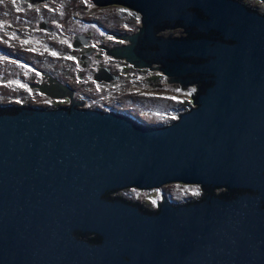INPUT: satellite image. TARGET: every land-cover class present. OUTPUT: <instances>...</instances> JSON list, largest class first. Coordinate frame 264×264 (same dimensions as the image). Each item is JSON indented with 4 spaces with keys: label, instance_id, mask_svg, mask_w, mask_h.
Listing matches in <instances>:
<instances>
[{
    "label": "water",
    "instance_id": "water-1",
    "mask_svg": "<svg viewBox=\"0 0 264 264\" xmlns=\"http://www.w3.org/2000/svg\"><path fill=\"white\" fill-rule=\"evenodd\" d=\"M169 2L150 14L216 27L225 40L165 44L195 58L175 64L183 75L208 82L174 123L100 108L0 109V264H264V15L233 0L173 11ZM173 182L245 192L165 198L156 212L115 197Z\"/></svg>",
    "mask_w": 264,
    "mask_h": 264
},
{
    "label": "flooded vegetation",
    "instance_id": "flooded-vegetation-1",
    "mask_svg": "<svg viewBox=\"0 0 264 264\" xmlns=\"http://www.w3.org/2000/svg\"><path fill=\"white\" fill-rule=\"evenodd\" d=\"M51 1L52 0H18V3L19 5L33 8L37 7L35 9H39L40 6L43 7L45 4H51ZM81 1H83L81 5L83 11L80 8L79 10L85 13H96L94 17L87 14L84 15V17L81 18V24L85 26L82 27L81 25V30L77 33L72 34V32H70L72 34L70 36L72 45L75 47V50H79L80 52L78 55V60L80 61L78 78L81 82L84 81L87 84L82 83V85H80L81 82L78 80L77 84H74L70 80L63 81L62 79H58L53 72L50 73L41 70L42 77L44 76L47 83L41 84L39 80L37 83L33 82L31 77L28 81L29 90L35 88L37 92L43 95L64 97L68 103L59 106L68 108L74 106L76 108L86 109L100 108L130 116L140 122H147L142 116L135 114L134 111L141 112L145 110V108L139 109L137 105L133 104L135 100L141 99L143 95H158L162 93L166 94L167 92H175V94L178 95L184 88L195 89L191 97L192 103L188 105V108L181 110L180 113L176 115V118L166 125L174 123L179 119L180 115L190 111L196 106L197 96L203 92L208 85L206 76L195 72L183 75L184 71L182 68L175 66V64L183 62L184 60L192 61L195 58L190 57L184 59L178 52H176V54L169 53L165 49V44L172 41L201 39L225 42L223 35L216 27L204 30L198 26L186 23L183 19L177 18L174 15H169V17L165 14L164 16L157 14L151 15L149 6L156 5L159 8L157 11H163L165 0ZM233 1L244 4L256 13L264 15V12L260 10L259 6L251 5L247 3L246 0ZM261 1L264 2V0ZM169 5L170 11H173L174 8L179 6V9L185 7L184 0H170ZM89 7H92L94 10H91ZM7 8H11V6L6 0L0 2V12ZM120 9H127L128 11L121 12L119 11ZM187 9L192 13H197L202 19L206 20L210 18V15L199 7L189 5ZM129 13H131V15ZM137 16L139 19H137ZM51 18H53V16H50V18L43 17L37 20V26L49 31H54L53 25L55 24L51 21ZM108 18H112V23L110 21L104 23V20H108ZM161 45L165 54L161 53ZM128 47H131L129 57L125 55V49ZM3 49H7L6 46H0V50ZM148 51L152 52V54L149 55ZM12 56L18 58L23 63L31 64V71L35 67L32 64L33 62L30 63L33 57L31 51L25 52L24 50H18L17 53H14ZM36 59L41 60L38 55ZM148 60L149 63L147 65L143 66L139 63ZM36 69H38V67ZM1 77V80L6 79L4 74H2ZM89 86L96 88V90L89 91ZM102 89L104 90L103 95H112L111 101H99L102 96L99 92ZM180 99H182L181 96ZM175 100L178 99L175 97ZM153 101L158 103L157 99L151 98L149 105H153ZM88 102L92 103V105ZM175 105L179 106L176 103ZM28 107L31 109H40L53 108L54 106H38L34 103L21 104L14 107L0 103V109L2 110ZM173 183L175 184L176 182ZM177 183L182 187L196 185L200 191L198 197L187 196L189 194L187 192L180 203L172 201L173 204L179 205L191 203L201 204L209 198H221L227 201H234L245 192V190L241 191L226 186L216 187L202 184ZM170 185L171 183L165 184L162 187L165 188ZM173 195L169 188L162 190V200L158 201L156 208L152 210L146 208L144 206L145 204L143 205L139 201H130L122 198L121 195H115V197L139 205L143 209H148L151 212H156L164 199L168 198V196L173 197Z\"/></svg>",
    "mask_w": 264,
    "mask_h": 264
},
{
    "label": "rangeland",
    "instance_id": "rangeland-1",
    "mask_svg": "<svg viewBox=\"0 0 264 264\" xmlns=\"http://www.w3.org/2000/svg\"><path fill=\"white\" fill-rule=\"evenodd\" d=\"M6 2L11 8L0 12V46H6L7 48L0 50V80L2 74L6 76V79L0 81V103L14 107L16 105L34 103L38 106L50 105V107L67 104L68 101L64 97L43 95L37 92L35 88L29 90L28 81L32 77L33 82L37 83L39 80L41 84L47 83L44 76L42 77L41 70H43L50 73L53 72L58 79L63 81L70 80L74 84H77V80L81 82L78 78V71H80L78 55L80 52L75 50L70 36L79 32L81 25L82 27L85 26L81 24V18L84 15L87 14L94 17L96 13L82 12L81 5L83 1L81 0H52L51 4L40 6L39 9H35L37 7L19 5L18 0H6ZM246 2L259 6L260 10L264 12L263 1L246 0ZM89 8L94 10L92 7ZM50 16H53L51 21L55 24L53 25L54 31L37 26V20L43 17L50 18ZM108 21L112 23V18L104 20V23ZM18 50L31 51L33 53L35 58L32 57L30 63L33 62L32 64L35 67L32 71L31 64L23 63L12 56ZM37 55L40 56L41 60L36 59ZM37 67L38 69H36ZM82 83L86 82L83 81L80 85ZM88 90L95 91L96 88L89 86ZM103 92V89L99 92L102 94L99 101H111L112 95H103ZM189 93L191 94L189 95ZM192 93V88H187L183 89L178 95L175 92L143 95L141 99L135 100L133 104L137 105L139 109L145 108V110L134 112L142 116L150 125L164 126L174 120L181 110L188 108V105L192 103ZM180 96L182 99H180ZM151 98L157 99L158 103L153 101V105H149ZM175 103L179 106L175 105ZM89 104L92 105V103ZM165 188H169L172 195L174 194L173 197L168 196L170 202L176 201L180 203L187 192L189 193L187 196L198 197L200 195L196 185L182 187L176 182ZM165 188L116 193L115 195H121L122 198L130 201H139L143 205L145 204L146 208L152 210L156 208L158 201L162 200L161 191Z\"/></svg>",
    "mask_w": 264,
    "mask_h": 264
},
{
    "label": "snow or ice",
    "instance_id": "snow-or-ice-1",
    "mask_svg": "<svg viewBox=\"0 0 264 264\" xmlns=\"http://www.w3.org/2000/svg\"><path fill=\"white\" fill-rule=\"evenodd\" d=\"M0 2H3V0H0ZM119 11H121V12H127L128 10L127 9H120ZM130 15H131V13H129ZM137 19H139V17L137 16ZM54 55H55V53H53ZM21 86H23V85H21ZM192 91H195V89H193ZM191 93H189V95H190ZM174 99H175V97H173Z\"/></svg>",
    "mask_w": 264,
    "mask_h": 264
},
{
    "label": "trees",
    "instance_id": "trees-1",
    "mask_svg": "<svg viewBox=\"0 0 264 264\" xmlns=\"http://www.w3.org/2000/svg\"><path fill=\"white\" fill-rule=\"evenodd\" d=\"M54 108V107H53ZM7 110H9V109H7ZM90 238V237H89Z\"/></svg>",
    "mask_w": 264,
    "mask_h": 264
}]
</instances>
